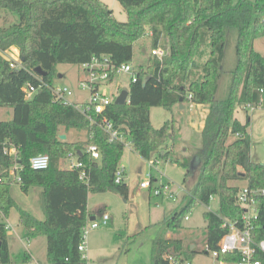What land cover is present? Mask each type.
<instances>
[{
    "label": "trees",
    "instance_id": "obj_1",
    "mask_svg": "<svg viewBox=\"0 0 264 264\" xmlns=\"http://www.w3.org/2000/svg\"><path fill=\"white\" fill-rule=\"evenodd\" d=\"M117 1L125 21L117 20L103 0H0L5 17L8 11L18 17L12 23L4 17L6 24L0 27V107L12 109L9 120H0V211L7 217L15 207L26 237H45L46 264H93L78 250L81 229L91 217L88 194L112 191L127 199L128 185L124 180L114 181L125 144L108 140L97 126L102 117L125 133L143 159L155 154L187 169L182 186L188 200L164 218L165 224L180 227L183 213L194 202L208 205L210 196L218 198L217 213L203 212L210 247H216L227 232L223 218L240 221L244 209L236 202L237 182L264 188V164L250 157V117L246 115L245 122L234 117L236 107L246 111L249 106L264 107V55L253 46L264 37V0ZM148 31L151 48L159 47L165 54H149L145 66H136L137 79L127 88L129 102H113L103 114L89 120L54 98L49 87L55 84L57 64L80 65L101 54L116 65L131 62L134 41ZM205 42L209 54L198 65L196 56ZM12 47L19 53L17 67L2 54ZM231 47L233 60L227 65ZM36 67L45 74L36 73ZM145 76L149 78L143 84ZM41 82L46 85L40 86ZM26 84L37 88L31 98H26ZM180 98L181 103L190 100L208 105L200 132L199 173L192 186L186 184L192 171L190 161L170 157L173 124L165 121L155 128L149 116L151 107L171 109ZM59 127L83 130L85 137L60 139ZM5 139L17 148L15 161L21 167V180L16 184L25 193L32 187L39 189L42 219L21 209L11 196L9 168L14 160L4 153ZM89 144L97 146L99 159L86 152ZM39 153L49 156V164L33 169L29 159ZM68 153L84 163L91 176L89 183L79 179L81 168L60 165ZM257 210L254 237L259 240L264 238V195L257 196ZM5 225L0 221V264H12ZM150 251L151 264H167V255L195 256V248L184 247L176 237L152 239ZM29 259L24 252L22 261Z\"/></svg>",
    "mask_w": 264,
    "mask_h": 264
},
{
    "label": "rangeland",
    "instance_id": "obj_2",
    "mask_svg": "<svg viewBox=\"0 0 264 264\" xmlns=\"http://www.w3.org/2000/svg\"><path fill=\"white\" fill-rule=\"evenodd\" d=\"M112 10L113 16L119 21L126 20V14L117 0H103ZM236 1V0H233ZM5 11L0 8V27L5 25ZM5 17L10 23L16 22L18 17L8 11ZM150 31L133 43L131 64L136 67L147 63L150 59ZM231 46V44H230ZM254 46L264 55V37L254 41ZM2 54L17 63L20 62L19 53L12 47ZM209 54V43L205 42L201 51L196 56L198 65L204 63ZM233 60L232 47L227 51L226 64ZM57 75L55 84L67 86L72 90L70 101H86L88 89L78 86L80 81L86 80L83 68L79 64L59 63L56 65ZM198 72V69H197ZM60 75V76H59ZM130 82L128 73H116L111 80H106L99 85V91L108 97L114 98L117 91L127 89ZM179 103L171 109L153 106L149 109L150 122L153 127H160L165 121L174 126V140L171 150V159L178 158L182 162L190 161L191 173L186 179V184L192 186L198 176L199 153L203 147L201 140V127L204 116L208 111L207 104L193 103L191 101ZM246 115L250 117L248 133L250 135V157L252 160L264 164V107L258 106L253 110H244L236 107L234 117L241 122L246 121ZM12 117V109L0 107V120H9ZM60 134H65L67 139H83V130L58 128ZM170 144V142H169ZM167 145L166 148H170ZM60 165L66 167V162ZM119 166L124 167L123 180L128 185V196L125 200L118 193L112 191L89 193L87 198V210L91 216H97L106 212L109 219L105 225L89 229L86 234V249L84 256L93 264H151V241L156 237L180 238L184 247L194 245L195 264H211L212 258L204 253L206 247V230L203 212L206 210L217 213L219 211L218 198L213 196L208 205L194 202L184 215L189 219H180V227H170L163 222L173 210L181 209L188 198L182 184L186 168L174 161L164 159L159 155H153L149 160L143 159L131 146H124L119 160ZM150 181L149 188H142L141 182ZM159 183L168 184L169 190L175 193V200L166 194H155L154 187ZM240 187L246 185L237 182ZM39 189L32 187L27 193L21 191L16 183H12L10 192L12 198L21 209H25L39 219L43 218L38 199ZM0 221L10 223L11 229L7 230L9 253L12 264H35L39 261L45 263L46 240L44 236L26 240V229L18 222V211L11 208L7 217L0 211ZM90 222V217L87 223ZM30 243V244H29ZM31 249L35 261L23 262L22 255Z\"/></svg>",
    "mask_w": 264,
    "mask_h": 264
},
{
    "label": "built area",
    "instance_id": "obj_3",
    "mask_svg": "<svg viewBox=\"0 0 264 264\" xmlns=\"http://www.w3.org/2000/svg\"><path fill=\"white\" fill-rule=\"evenodd\" d=\"M151 55L162 56L165 54L164 50L159 47L150 49ZM8 58V57H6ZM9 59V58H8ZM10 65L17 67L20 62L17 63L10 60ZM83 68L86 80L80 81L78 86L81 89H88L86 101H70L69 95H72V90L67 86H60L53 84L50 86L52 95L57 101L64 104L71 105L73 108L79 110L83 115L88 117L89 120L94 118L93 115L103 114L107 107L114 102L120 91L114 98L108 97L104 92L99 91V85L106 80H111L116 73H128L130 75V81H136L138 69L134 67L130 62L121 63L116 65L110 62L108 55L101 54L99 56H92L87 62L80 64ZM113 75L112 77L110 75ZM46 85L41 82L40 86ZM39 86V87H40ZM36 87L31 84H26L24 87L26 98H31L36 91ZM127 90V89H126ZM128 91V90H127ZM190 95L188 98L190 99ZM126 102H129V95L126 98ZM255 109L253 106H249L248 110ZM97 126L101 128L108 137L109 141H120L125 145L130 146V142L125 138V133L119 128L115 127L111 120H107L105 117L97 119ZM6 146L4 147V153L14 160V163L9 168L10 181L12 183L20 182L21 178L18 174L20 165L15 161L17 158V148L9 142L8 139L4 140ZM86 152L94 160L99 159V150L95 144H89L86 147ZM67 168H81L79 172V179L90 182V173L84 168V163L79 161L75 154L68 153L66 158ZM49 164V156L45 153H39L32 156L29 159V165L33 169H44ZM124 167L117 166L114 172V181L120 183L123 181ZM150 181L141 182L142 188H149ZM155 194H166L171 199L175 200V193L169 190L168 184L159 183L154 187ZM264 195V188H250L247 185L239 187L236 193V202L240 205L244 211L242 212L240 221H230L223 218L222 226L227 228V232L220 238L216 247H210L206 244L204 253L212 258L211 264H264V238L255 239L254 230L257 220V196ZM213 196H210L212 198ZM109 219L106 212L99 214L98 219L94 218L86 223L81 229V240L78 244V250L84 252L86 249V234L89 229L98 228L100 225H105ZM185 220H188V215L184 216ZM5 227L11 229L12 225L6 223ZM227 256V258H225ZM167 264H195L192 259H185L182 255L174 256L167 255ZM35 264H41L35 262Z\"/></svg>",
    "mask_w": 264,
    "mask_h": 264
},
{
    "label": "water",
    "instance_id": "obj_4",
    "mask_svg": "<svg viewBox=\"0 0 264 264\" xmlns=\"http://www.w3.org/2000/svg\"><path fill=\"white\" fill-rule=\"evenodd\" d=\"M34 71H35L36 73L40 74V75H44V74H45V72H42V71H41L40 67H36V68L34 69ZM59 76H60V75H59ZM148 78H149V76H145V77L143 78V80H142V83L145 84V82L148 80ZM128 95H129V94H128V91H127L126 89L121 90L120 93H119V95H118V96L116 97V99L114 100V103H115V104H120V105L125 104V103H126V98H127ZM179 106H180V108L183 107V104L181 103V98H180ZM65 137H66L65 134H60V135H59V138H60V139H64ZM90 220H93V217H91ZM193 247H194V246L191 245V246H190V249H193Z\"/></svg>",
    "mask_w": 264,
    "mask_h": 264
},
{
    "label": "crops",
    "instance_id": "obj_5",
    "mask_svg": "<svg viewBox=\"0 0 264 264\" xmlns=\"http://www.w3.org/2000/svg\"><path fill=\"white\" fill-rule=\"evenodd\" d=\"M261 38H258V39H256V40H260ZM255 40V41H256ZM253 46H254V43H253ZM254 48L258 51V49L256 48V46H254ZM188 101H190V100H188ZM184 106V105H183ZM207 113V112H206ZM206 115V114H205ZM205 117V116H204ZM204 120V119H203ZM240 121V120H239ZM241 122V121H240ZM203 124V123H202ZM202 128V127H201ZM172 213V212H171ZM171 213H169V214H171ZM99 216V215H98ZM91 217H93V219L94 218H97V216H95V215H93V216H91ZM90 217V218H91ZM19 222V221H18ZM35 237H37V236H35ZM30 239H35L34 237H31ZM26 240H29V238L28 237H26ZM30 241V240H29ZM7 243H8V239H7ZM30 244V243H29ZM194 246V245H193ZM8 249H9V243H8ZM46 249V248H45ZM10 250V249H9ZM26 253L29 255V257H30V259H29V261H27L28 263L30 262H34L35 261V257H34V255H33V253H32V251H31V249H29V250H27L26 251ZM195 257V256H194ZM193 260V259H192ZM36 262H39V261H36ZM26 263V262H25ZM40 263V262H39ZM44 264H46V255H45V263Z\"/></svg>",
    "mask_w": 264,
    "mask_h": 264
}]
</instances>
